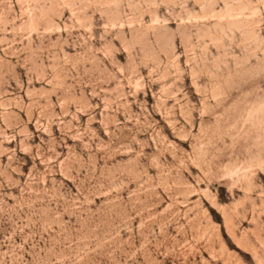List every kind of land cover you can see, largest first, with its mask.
Returning <instances> with one entry per match:
<instances>
[{
    "label": "rangeland",
    "instance_id": "obj_1",
    "mask_svg": "<svg viewBox=\"0 0 264 264\" xmlns=\"http://www.w3.org/2000/svg\"><path fill=\"white\" fill-rule=\"evenodd\" d=\"M0 264H264V0H0Z\"/></svg>",
    "mask_w": 264,
    "mask_h": 264
}]
</instances>
